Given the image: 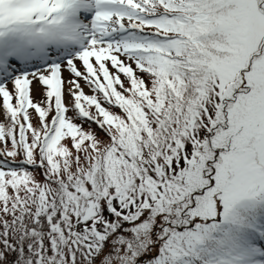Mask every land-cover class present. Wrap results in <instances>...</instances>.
Instances as JSON below:
<instances>
[{"label":"snow or ice","instance_id":"snow-or-ice-1","mask_svg":"<svg viewBox=\"0 0 264 264\" xmlns=\"http://www.w3.org/2000/svg\"><path fill=\"white\" fill-rule=\"evenodd\" d=\"M0 264H264V0H0Z\"/></svg>","mask_w":264,"mask_h":264},{"label":"rangeland","instance_id":"rangeland-1","mask_svg":"<svg viewBox=\"0 0 264 264\" xmlns=\"http://www.w3.org/2000/svg\"><path fill=\"white\" fill-rule=\"evenodd\" d=\"M86 91H87V89H86Z\"/></svg>","mask_w":264,"mask_h":264},{"label":"trees","instance_id":"trees-1","mask_svg":"<svg viewBox=\"0 0 264 264\" xmlns=\"http://www.w3.org/2000/svg\"><path fill=\"white\" fill-rule=\"evenodd\" d=\"M87 126V125H86Z\"/></svg>","mask_w":264,"mask_h":264}]
</instances>
